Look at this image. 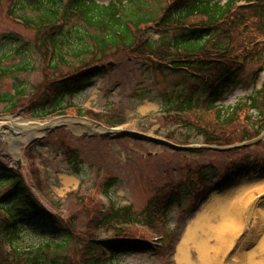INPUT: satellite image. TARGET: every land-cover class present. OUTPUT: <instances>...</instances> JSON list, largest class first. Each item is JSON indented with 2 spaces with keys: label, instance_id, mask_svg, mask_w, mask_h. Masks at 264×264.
Wrapping results in <instances>:
<instances>
[{
  "label": "trees",
  "instance_id": "trees-1",
  "mask_svg": "<svg viewBox=\"0 0 264 264\" xmlns=\"http://www.w3.org/2000/svg\"><path fill=\"white\" fill-rule=\"evenodd\" d=\"M235 1L112 0L109 4H101L96 0H76L72 6L65 7L63 0H19L22 7L38 11L34 16H22L25 24L35 32V49L44 58L47 39L55 49L51 63L45 66L47 78L52 76V79L44 83L43 92L36 94L41 95L39 100L42 102L49 100L51 103L36 108L31 115H70L67 97L93 85L106 71L103 66H88L129 49L143 58L154 56L153 61L149 60L155 72L189 82L190 90H181L173 101L169 99L171 105L164 111H176L179 115L173 119L202 138L205 144L231 145L260 135L264 130V83L253 89L247 102L233 106L218 104L227 89L241 80L249 62H257L260 71L264 66V49L256 48L242 69L234 70L236 53L243 48L248 50L245 32L250 33L249 26L257 28L256 34L264 35V0H252L256 5L242 14L233 10ZM61 16L67 21L75 20V23L54 33V24ZM254 19H257L256 25L250 23ZM150 24L160 36L149 40L146 47L136 49ZM63 67L75 68L63 72ZM26 69L27 64L17 70ZM12 72L0 66V76ZM258 75L259 72H255L250 77L255 82ZM174 84L178 86L179 83L175 81ZM25 92L24 87L17 88L8 97L10 105L6 112L18 108ZM206 108L213 111L200 114ZM248 108L254 112L248 113ZM75 112L79 116L95 115L80 108ZM245 112L249 127L239 119ZM175 135L171 132L167 137L175 138ZM191 137L188 134L184 142L190 143ZM235 152L240 153V150ZM68 153L72 157L69 164L79 175L82 159L74 150ZM255 161L248 156L240 165L239 173L255 169ZM214 168L211 164L198 163L196 174L202 182L208 183ZM116 181V178L108 180L106 194ZM181 184L173 181L165 186L168 189L161 188L149 200L142 216L137 215L131 205L119 206L114 202L103 212L100 199L91 195L84 197L82 204L91 220L86 231H78L75 223L50 211L38 199L18 168L8 167L0 161V264H118V258L124 254L155 253L150 241L151 231L136 224L152 230L167 224L174 201L180 202ZM5 185L9 186L2 191ZM34 227L47 231L49 239L25 246L21 243L22 236ZM110 231L112 235L108 237L98 235ZM163 237L167 239V234ZM71 242L76 244L79 256L75 261L63 251Z\"/></svg>",
  "mask_w": 264,
  "mask_h": 264
},
{
  "label": "rangeland",
  "instance_id": "rangeland-1",
  "mask_svg": "<svg viewBox=\"0 0 264 264\" xmlns=\"http://www.w3.org/2000/svg\"><path fill=\"white\" fill-rule=\"evenodd\" d=\"M96 1L109 4L112 0ZM221 1L224 3L226 0ZM37 13L36 9L24 8L16 0H0V66L13 71L0 76V161L13 168L20 161L23 175L35 194L64 220L75 223L78 231H86L91 220L90 213L82 204V198L94 193L101 197L102 185L107 177L117 178L110 189L115 204L131 205L132 210L142 216L149 200L165 185L185 178L197 179L190 171L196 168L197 163L214 165L215 168L211 170L213 177L206 183L211 191L199 205H196L198 202H193L194 195L186 184L182 185L180 202L174 201L168 222L162 231L167 234V239L162 246H158L157 253H130L118 258V264H177L178 248L187 227L213 195L222 193L241 180L264 179V138L261 143L254 144L259 145L258 147L248 152L252 159H256V168H246L247 171L235 178L228 176L234 170L233 161L243 162L247 152L228 154L215 149L199 154L194 151H176L167 143L155 139H132L129 136L113 139L103 131L91 130L95 125L77 116L76 108L71 106L68 107L69 117L59 115L46 118L45 120H59L55 125L57 129L48 133L43 140L29 145V139H25L29 131L14 130L22 127V124L29 125L38 121L26 107L42 106L43 102L39 100L41 95L36 94L43 92L44 83L52 79V76L47 78L44 58L35 49V32L19 20L20 16H34ZM71 23H75V20L68 21V25ZM148 37L157 39L159 34L151 32ZM110 58L113 62L109 71L98 77L92 86L69 98L68 102L86 110L93 108L100 114L109 116L113 125L107 126L111 128L140 131L159 139H166L169 133L175 132V137L180 142H184L185 137L190 134L191 145L203 143L202 138L176 122L172 117L174 115L169 114L167 117L164 112L171 105L169 99L173 101L181 90L190 89L189 82L177 81L174 76L155 72L150 58L139 57L129 49L106 57L101 62L105 64ZM26 64L25 71L17 70ZM74 68L63 67L62 70L66 72ZM257 68V62H249L241 80L227 89L219 103L233 106L238 102H247V96L253 89L260 88L264 83V67L255 82L250 77ZM175 81L179 83L178 86L174 84ZM23 87L26 96L21 98L18 108L6 112L10 105L8 97L17 88ZM35 108H32L33 113ZM204 111L202 112L206 113ZM72 149L82 159L79 175L68 164L66 152ZM8 186H3L1 190H6ZM250 191L256 194L255 222L250 220L236 237L233 249L229 251L233 264H238L239 261L240 264H246L247 253L257 245L250 243L256 231L258 209L264 211V192L256 188L250 189L248 193ZM98 235L108 237L112 232H100ZM154 235L159 236L156 233ZM47 239V231L34 227L23 234L21 243L31 246ZM76 249V244L71 242L63 251L75 261L79 257ZM261 255L258 251L256 259H260Z\"/></svg>",
  "mask_w": 264,
  "mask_h": 264
},
{
  "label": "bare ground",
  "instance_id": "bare-ground-1",
  "mask_svg": "<svg viewBox=\"0 0 264 264\" xmlns=\"http://www.w3.org/2000/svg\"><path fill=\"white\" fill-rule=\"evenodd\" d=\"M58 122L57 119L35 121L29 125L22 124V127L14 131H29H26L25 137L28 140L43 134L46 128ZM95 129L101 131L97 126L91 130ZM252 188L264 192V179L241 180L222 193L213 195L187 227L178 248L177 264H233L229 251L233 249L236 237L244 230L247 223L255 220L256 194L251 191L248 193ZM258 224L259 216L256 228ZM258 251L262 253L260 259H256ZM240 263L239 261L238 264ZM246 264H264V233L256 247L247 253Z\"/></svg>",
  "mask_w": 264,
  "mask_h": 264
}]
</instances>
